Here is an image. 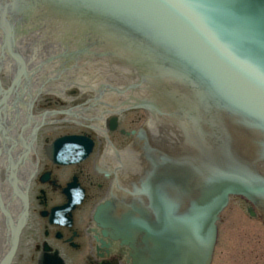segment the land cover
Wrapping results in <instances>:
<instances>
[{"label": "water", "instance_id": "1", "mask_svg": "<svg viewBox=\"0 0 264 264\" xmlns=\"http://www.w3.org/2000/svg\"><path fill=\"white\" fill-rule=\"evenodd\" d=\"M61 26L146 70L145 82L119 80L103 60H67ZM145 98L158 112L114 149L105 133L118 110ZM44 122L101 136L97 163L112 181L96 219L135 264H210L231 191L264 219V0H0V264L27 217Z\"/></svg>", "mask_w": 264, "mask_h": 264}, {"label": "bare ground", "instance_id": "2", "mask_svg": "<svg viewBox=\"0 0 264 264\" xmlns=\"http://www.w3.org/2000/svg\"><path fill=\"white\" fill-rule=\"evenodd\" d=\"M133 112H139V116L137 117V119L133 121L135 123L129 126H123V123L125 122V120L128 118V116H131L130 113H133ZM146 116H147V113L144 112L143 110L141 111L140 109H119L118 110L117 126L115 128H108L105 133V135L109 137L114 149L125 148V146L128 144V142L131 140L133 135L136 133V131L139 129L141 124L146 119ZM70 124H75V123H70ZM76 125L81 126L83 124H76ZM121 126H123V128H121ZM61 127H62V123L44 122L39 128L36 129L33 156H32V164H31V172H30V180H29L26 200H25L27 217L21 228L16 248L6 264H22L21 260L22 259L25 260V255L27 256L28 254H34V252L36 253L35 250L37 249L39 242H37V240L34 239L35 236H37L38 239H41L40 241L43 243L47 241V239L39 235V232L35 228V226H37L36 225L37 220L34 215L35 192L37 189V188L35 189L36 187L35 178L37 176L40 178L43 172H45L44 169L47 168V165H48L47 158L50 153L48 149L51 148L50 147L51 143H49L50 142L49 140L51 139V134H52L50 132L52 131L55 132L56 130H60ZM118 131H119V134L123 138L120 137L116 139L115 141V133H117ZM90 132L98 136V141H97L98 149L96 148L95 150L96 153L94 155V161H95L94 170L97 171V173L103 177L105 182H107L106 187L104 189L94 187L93 192H91L89 196L85 192L78 197L79 203L81 204H83L86 199H89L90 202L93 203L92 208H91L92 211L90 214V220L89 221L87 220L89 224L88 229L91 231L90 234L91 233L93 234L94 239L96 236L98 237L99 242H95L96 240H94L93 243H95L100 250H99V254L95 255L96 258H92V262L97 260L99 263L100 261L102 262V260L103 261L108 260L111 264H135L133 258L126 256L127 241L108 234L103 229V227L98 223L96 219L95 210L101 198L103 197L105 191L110 185L112 178L105 172L104 169L99 168L98 163H97V161L100 159L104 151L103 140L101 136L97 134L96 132L92 130ZM81 137L84 138V140L82 141L83 142L82 146L84 145L86 146L81 151H79V153H81L82 155H85L88 153V150L90 148L89 143L86 141H93V139L90 136L84 135V134ZM45 174H48V173H45ZM48 179L50 180L49 176H48ZM75 181L79 184V179H77V177H75ZM100 185L102 188L104 187L103 183H101ZM73 188H74L73 183L70 185L66 184L65 187L63 188V189H66V191H64V194H69L73 190ZM90 190L92 191V186ZM224 200H226L227 203L223 205L221 214L228 207V205H231V203L234 202V205L235 206L238 205V207L240 208L243 214L248 215L247 218H249V220L250 219L251 220L262 219L261 214L258 210V207L254 199L231 191L230 197H224ZM220 220H221V216H220ZM219 222L220 221H214L213 225H219ZM218 231H219V226H218ZM216 240H217V234H216ZM217 242L218 241H215L213 250L216 248L215 246ZM44 246H45V249H48L46 243ZM213 250H212V255L214 254ZM42 256H43V250H41V253L39 254L40 264H42V259H41ZM51 264H53V262H51Z\"/></svg>", "mask_w": 264, "mask_h": 264}, {"label": "flooded vegetation", "instance_id": "3", "mask_svg": "<svg viewBox=\"0 0 264 264\" xmlns=\"http://www.w3.org/2000/svg\"><path fill=\"white\" fill-rule=\"evenodd\" d=\"M90 131L83 130L79 132L90 136L95 142V149L88 159L78 165L60 166L53 164L47 158L48 168H45V172H43L40 178L38 176L35 178V189H41V194L37 195L35 192L34 215L37 220L35 228L41 237L47 239L45 243L48 249H45V243L35 236L34 239L39 242L35 250L36 253L25 255V260H21L22 264H40L39 254L41 250H43L42 260L48 259L49 262H53V259L56 264H111L108 260H102L99 263L97 260L92 262V258H96L95 255L99 254L100 249L93 243L94 240H96L95 242H99L98 237L96 236L94 239L93 234H90L91 231L88 229L89 224L87 220H90L93 205L89 199H86L83 204L76 206L68 214L69 221L56 222L50 218V211L53 207L66 203L63 188L75 177L79 179L80 187L84 189L88 196L93 192L94 187L100 189L106 187L107 182L94 170V155L96 153L98 136ZM21 143L22 145L24 144L23 141ZM10 164L13 172L19 166L16 161ZM101 183L104 184L103 188L100 185ZM91 186L92 191L90 190ZM49 201H57V203L48 207ZM39 206L44 207L38 209Z\"/></svg>", "mask_w": 264, "mask_h": 264}, {"label": "rangeland", "instance_id": "4", "mask_svg": "<svg viewBox=\"0 0 264 264\" xmlns=\"http://www.w3.org/2000/svg\"><path fill=\"white\" fill-rule=\"evenodd\" d=\"M130 114L131 116H128L123 126L132 125L135 123L133 121L139 116V112ZM83 130L91 129L86 128L84 125L62 123L60 130L50 132L52 134L49 143L57 135L68 132H82ZM120 137L122 136L119 131L115 133V141ZM40 190V188L36 189L37 195L41 194ZM56 203L57 201H49L48 207ZM43 207L39 206L38 209ZM247 217L248 215L243 214L238 205H234V202L222 212L219 222L218 242L215 246L211 264H264V224L260 220H249Z\"/></svg>", "mask_w": 264, "mask_h": 264}]
</instances>
